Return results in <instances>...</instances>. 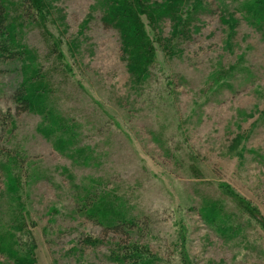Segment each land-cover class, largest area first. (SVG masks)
<instances>
[{"label":"rangeland","instance_id":"1","mask_svg":"<svg viewBox=\"0 0 264 264\" xmlns=\"http://www.w3.org/2000/svg\"><path fill=\"white\" fill-rule=\"evenodd\" d=\"M146 1L139 79L108 0H3L17 54L0 58V264H119L131 247L153 264H264L261 33L242 0H175L208 7L175 21L173 0ZM34 74L65 124L51 136L52 115L16 98ZM120 219L135 226L108 229Z\"/></svg>","mask_w":264,"mask_h":264},{"label":"trees","instance_id":"2","mask_svg":"<svg viewBox=\"0 0 264 264\" xmlns=\"http://www.w3.org/2000/svg\"><path fill=\"white\" fill-rule=\"evenodd\" d=\"M222 2L223 0H217ZM240 1V0H232ZM242 9L244 13V19L260 31L262 39L264 41V0H242ZM173 6H170L161 15L163 17H168L173 21L176 20L177 15L183 14L185 12L189 13V17L193 18L205 11L208 7L199 6L195 7L194 10H186V8H181L180 4H176L173 0ZM109 9L105 12L103 18V23L107 27L114 28L118 31L120 35V41L122 46V51L124 55H127L129 71L136 78L146 77L148 74L149 65L152 64V58L154 54V48L152 47V42L149 37H147L146 26L144 22V17H147L149 13L147 11V1L146 0H108ZM178 13V14H177ZM180 18V16H178ZM221 21L225 24H231L224 17ZM184 23V22H183ZM233 24V23H232ZM13 22L11 23L8 13L7 6L0 0V58L3 60L5 58L14 59L17 53H12L11 51V32ZM12 26V27H11ZM186 26V24H182ZM13 43V42H12ZM2 60V61H3ZM1 62V61H0ZM138 79V80H139ZM43 80V77L34 74L28 77L24 84L18 87L16 91L17 101L21 104L22 110L29 111L34 108H44L47 113L45 116L48 117L49 114L52 118H49L56 127H50L48 131H44L47 136L53 132L63 130L65 125L62 121L53 120L52 109L49 107L46 99L41 92L46 88L43 83L39 81ZM29 83V84H28ZM45 93V91H44ZM34 101V104H33ZM36 102V103H35ZM36 106V107H35ZM56 124H59L57 126ZM252 217L259 223V225L264 229V217L258 211H251ZM204 218L210 222H214V214L212 210L206 209ZM134 223L128 220L120 219L114 223L108 224V229L115 231L116 233L124 232L125 229H132ZM146 252L138 251L134 248H129L126 251H120L119 254L115 255L114 260L119 264H153L154 260L150 256L145 255ZM144 254V255H143ZM150 254V253H149ZM185 264H189L188 261Z\"/></svg>","mask_w":264,"mask_h":264}]
</instances>
